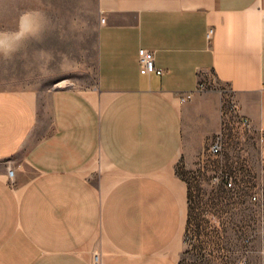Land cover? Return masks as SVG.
Returning <instances> with one entry per match:
<instances>
[{
    "label": "crops",
    "instance_id": "obj_1",
    "mask_svg": "<svg viewBox=\"0 0 264 264\" xmlns=\"http://www.w3.org/2000/svg\"><path fill=\"white\" fill-rule=\"evenodd\" d=\"M91 5L95 90L45 107L0 90V264H178L187 188L171 169L190 126L193 144L217 132L230 95L264 130V0ZM141 48L162 75L140 73ZM200 82L214 88L180 102Z\"/></svg>",
    "mask_w": 264,
    "mask_h": 264
},
{
    "label": "rangeland",
    "instance_id": "obj_2",
    "mask_svg": "<svg viewBox=\"0 0 264 264\" xmlns=\"http://www.w3.org/2000/svg\"><path fill=\"white\" fill-rule=\"evenodd\" d=\"M91 3L0 0V47L16 49L0 55V90L36 93L42 107L53 89L95 90ZM226 105L219 130L200 136L198 144L190 126L171 169L187 188L178 264H264V139L243 127L235 112H226ZM218 137L222 152L214 155L210 147ZM14 162L2 161L15 171ZM223 175L231 187L220 180Z\"/></svg>",
    "mask_w": 264,
    "mask_h": 264
},
{
    "label": "built area",
    "instance_id": "obj_3",
    "mask_svg": "<svg viewBox=\"0 0 264 264\" xmlns=\"http://www.w3.org/2000/svg\"><path fill=\"white\" fill-rule=\"evenodd\" d=\"M100 21L103 22L104 19L102 18ZM212 32H213L212 29L208 30V32H207L208 38L211 36ZM138 60H139V71L142 75H149L152 73H154L156 75H162L163 74V70L160 68H157L155 66L153 52L146 50L144 48L139 49L138 50ZM212 88H214V84L206 83V82H200L197 85L195 92L183 93L180 95L179 100L182 103L190 101L196 92H203L205 90L212 89ZM222 93H225L226 95H228V93L226 91H223ZM227 97L228 98L226 100V104H227L226 106H227L228 110L232 111V112H236L238 110V107H237L235 100L233 99V97H230V95H228ZM240 122H241V125L243 127H245V128L249 127L248 119L243 118ZM260 135L264 139V130L260 131ZM210 152L214 155H219L222 152V142H221V139L219 137L216 138V140L211 145ZM7 175L9 177V179H12V177L14 175V171L12 169L8 168L7 169ZM219 178L227 187L232 186V182H231L230 178H228L224 175L220 176ZM93 264H100L97 256H94Z\"/></svg>",
    "mask_w": 264,
    "mask_h": 264
},
{
    "label": "clouds",
    "instance_id": "obj_4",
    "mask_svg": "<svg viewBox=\"0 0 264 264\" xmlns=\"http://www.w3.org/2000/svg\"><path fill=\"white\" fill-rule=\"evenodd\" d=\"M15 48H2L0 47V55L11 56L15 51Z\"/></svg>",
    "mask_w": 264,
    "mask_h": 264
},
{
    "label": "bare ground",
    "instance_id": "obj_5",
    "mask_svg": "<svg viewBox=\"0 0 264 264\" xmlns=\"http://www.w3.org/2000/svg\"><path fill=\"white\" fill-rule=\"evenodd\" d=\"M23 25L25 26V28H27L28 21L26 19H25V23Z\"/></svg>",
    "mask_w": 264,
    "mask_h": 264
}]
</instances>
